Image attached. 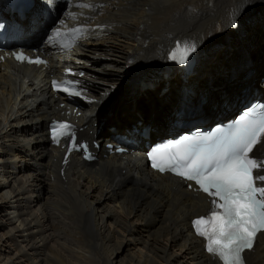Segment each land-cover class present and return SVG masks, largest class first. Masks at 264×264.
I'll list each match as a JSON object with an SVG mask.
<instances>
[{"label": "bare ground", "instance_id": "obj_1", "mask_svg": "<svg viewBox=\"0 0 264 264\" xmlns=\"http://www.w3.org/2000/svg\"><path fill=\"white\" fill-rule=\"evenodd\" d=\"M69 6L87 29L77 51L93 100L77 103L83 137L111 141L110 126L124 133L142 121L138 127L150 125L154 142L167 134L181 87L192 89L193 101L204 95L197 116L231 115L232 92L264 77V0H72ZM95 24L111 29L97 35ZM178 45L195 48L196 66L184 78L162 80ZM131 59L137 72L127 69ZM47 71L0 60V264H220L191 233L207 198L180 178L151 172L138 152L108 154L101 147L93 162L73 153L62 165L63 151L49 144L46 128L65 108L47 90ZM257 151L264 154V143ZM246 258L264 264V233Z\"/></svg>", "mask_w": 264, "mask_h": 264}, {"label": "snow or ice", "instance_id": "obj_2", "mask_svg": "<svg viewBox=\"0 0 264 264\" xmlns=\"http://www.w3.org/2000/svg\"><path fill=\"white\" fill-rule=\"evenodd\" d=\"M86 32V28L72 29L71 46ZM60 35L57 29L54 36ZM16 59L44 63L39 59L33 61L23 53L16 54ZM58 130L75 140L71 126L59 123L52 132L57 143ZM262 137L264 104L245 111L226 133L218 130L206 136H186L150 154L154 168L194 181L199 190L212 198L209 215L194 220L193 226L196 234L206 240L207 252L218 257L222 264H244L242 253L253 247L257 233H264V159L254 152L257 145L264 143Z\"/></svg>", "mask_w": 264, "mask_h": 264}, {"label": "rangeland", "instance_id": "obj_3", "mask_svg": "<svg viewBox=\"0 0 264 264\" xmlns=\"http://www.w3.org/2000/svg\"><path fill=\"white\" fill-rule=\"evenodd\" d=\"M243 37H244V36H243ZM243 39H245V38H243ZM243 39H242V40H243ZM259 84L261 85V82H260ZM126 94H128V92H126ZM146 112H148V110H146ZM148 113H149V112H148ZM15 205H16V204H15Z\"/></svg>", "mask_w": 264, "mask_h": 264}]
</instances>
